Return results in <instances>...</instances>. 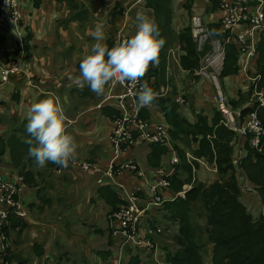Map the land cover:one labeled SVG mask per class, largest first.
I'll return each instance as SVG.
<instances>
[{
  "label": "crops",
  "instance_id": "obj_1",
  "mask_svg": "<svg viewBox=\"0 0 264 264\" xmlns=\"http://www.w3.org/2000/svg\"><path fill=\"white\" fill-rule=\"evenodd\" d=\"M19 2L21 8H23L24 10L25 15H29L28 10L32 11L33 5H35L36 8H33L34 13L32 14L33 21L35 22L33 24H30V17L28 18V22H26L27 24L24 27H14L9 24L0 25V52H5L6 49L11 50L19 46L22 49L21 53L25 54V46L27 43L26 37L28 34V30L32 33H35L34 39H38L39 34L37 33L36 29H32V27H35L34 24L36 23L40 24L41 20L44 21L46 25L47 17H45V14H47V5L50 7V9H53L51 11L54 12L55 10H57L56 15L60 16V18L68 17L70 12L65 5L58 3L56 0H34V2L30 0V2L28 1V3H26L25 0H19ZM37 2H40V4L38 5ZM142 2L143 0H136L134 4L130 3L126 8V14H128V12L135 7L134 9H132V12H135L137 16V14L139 13L137 12V10L140 9ZM190 4L191 5L189 8L187 7V0H177L176 9H174L173 5H171L173 10L172 19L173 22L175 20V24L173 26L172 23L170 28L173 32L172 34L174 37V41H169L166 46H164V49H166V57L163 59V62H159L154 67L150 66L149 68H158L161 71L163 82L160 86L161 92L156 93V96H161L165 98L171 97L173 102L179 105L181 114L192 124H197V122L199 121L197 120L199 118L198 115H204L208 120V124L212 126L213 115L214 113L216 114V111H218L220 113V116L218 114L215 115V118L218 119L217 123L219 125H224L222 123L223 114L220 110H218V106L212 101L211 93L208 97V90L200 91L198 88L191 86V89L187 95L186 91L179 85L181 73H186L187 75L192 77L191 85L195 84L197 78L203 81L205 80V78L199 74L202 58L207 51L213 49L210 40H207L204 47L201 49V37L196 34V27L193 23L194 17H201L204 24L210 27L212 36L223 44L225 51V63L228 51L227 46L230 45L229 43H225V38L227 35L222 30L221 25L220 28L215 32L212 29V25L217 24L216 19L221 14L220 4L217 9L213 8V3L211 2V0H192ZM153 12L154 11H152V16L155 20ZM124 14L122 17H117L115 19L116 26L113 27L110 25L107 28L109 29L110 34H112L113 38L115 39V43H117L118 37L121 33H125L132 37L137 30V21L136 19H133L134 16L130 14V16L126 15V18H124ZM147 16L152 18L148 13ZM174 16H176V18ZM25 20L26 18H24V22ZM119 20L122 21L119 22ZM73 26H75V23H73ZM188 27L191 28L192 36L197 46V52L200 56V62L198 67L192 69H186L181 63L182 57L186 55V50L183 48L184 44L179 41V37L181 36L183 30ZM74 30L76 31L75 28ZM174 30L177 33L176 36L174 35ZM40 31L42 32V29H40ZM9 33H12V36H8ZM263 34L264 32L262 33V35ZM63 35V30L62 32L57 33L55 36L58 39H50L47 47H66L68 49L73 47L75 48V46H73L74 43H70L67 41L65 42V40L63 39ZM165 41L167 42L166 39ZM32 42L33 39L32 41H30V44H32ZM76 46L78 48H81L83 46L82 49L84 52V56H78L74 58L65 56L64 62L63 59H59V56L57 55L49 56V58L47 59L46 57H35L34 60L36 64L34 68L30 64L29 66L27 64V61L24 66V69L31 70V72H26L22 75H16L19 77L3 82V84L0 86V118L2 119L0 120V136L11 135L12 129L20 128L21 124L27 122L26 112L27 109L31 106V104L46 98H53L55 101L58 99L59 95L62 94L63 100L59 99L58 101L64 109L65 115L67 117L66 131L74 138V141L77 145L76 157L82 160L97 162L101 166V168L106 171L110 168L111 159L113 156L109 139L112 132V127L114 125V119L115 117H121L123 111H127L130 113L131 110L130 108L119 107L121 96L125 93V87L119 82L114 81L107 85L103 95H97L93 93L87 86V84L81 86V84L77 83V77H79V65L81 61L89 54L90 51L89 43L84 39L82 41L81 46ZM237 51L238 53L236 65L238 67V70L240 71V53L238 49ZM172 52H178V54L175 56V53ZM26 60L31 61L32 59L28 58ZM224 68L225 64L219 75L218 83L221 89L227 93L232 105H234L235 107L243 106L247 101L245 94L247 91L244 90L245 85L243 78L237 76L236 73L230 75H223ZM172 69L174 71H172ZM256 75L261 76L259 87L264 88L262 86V75L258 72L257 66L255 67V70L251 71V76ZM232 77L237 78L240 81V84L235 88V93H231L228 91V88L231 86L229 81ZM173 82L176 85V90L172 89V92H170V86ZM81 87H84V89H80ZM79 91L84 92L86 100L83 101L85 102H81L78 97H75V101L71 100V97L76 96ZM213 91L216 92L214 87ZM253 91L254 86L251 85V87L249 88V92L253 93ZM69 92L72 93L70 94ZM240 93L245 94V100L236 105L234 101L240 100ZM179 94H182L184 96V103H180L177 101V96ZM209 98L210 102L208 100ZM200 101H202V103ZM126 102L130 106L132 100L127 99ZM138 108H140V119L142 118L143 120L148 122L161 121L169 126V131L171 135V145L173 147L171 156L176 155L178 157L177 170L172 179L171 185L173 192L180 193L185 189V187H190L191 191L198 182L209 185L217 180L219 167L217 162L216 151L214 148L215 145L213 141H211L215 154L213 160H210L205 156H197L195 151L199 149V144L204 138V135H196L198 139L197 141H195L193 139V136L191 135V145L190 147H188L186 146L187 144L185 143V141L182 140L186 137L183 134H181L182 137H180L179 139L174 138L173 125L168 122V120L166 119V112L164 111L162 106L157 104L156 101H154L152 105L143 108L139 107L138 105ZM25 127L26 126H24L23 129ZM225 127L229 129L227 126ZM236 136L238 138L237 134ZM208 137L212 140L215 136L209 135ZM157 146H160L161 151H158ZM164 148L166 150L163 152ZM169 148L170 147L168 145L140 143L131 147V149L127 152L123 151L121 155L117 158V162H126L128 160L134 159L138 162V164L143 170L152 171L155 168L167 163L170 153ZM181 150H184V154H180ZM235 154L236 151H234L233 154L234 159ZM5 157V161L1 163V169L4 172L8 173L9 178L17 180L19 182V185L22 186V202L24 203L23 194L25 191L28 190V194L32 197L30 199L28 207L24 203L25 207H27L29 211L28 216L26 218H23L17 215L16 213H11L9 216V223L7 226L4 227V230L8 235V247L6 248V251L4 252L3 256L4 264H31L32 260H34V264H58L51 259V255L53 254V252H50V248H54L55 240H53L54 238L51 235L50 226L55 225L53 224L55 220V214L60 209V207L65 202L70 203L73 200V198L75 197V191L71 187L65 186V184L60 187L57 183L58 178L54 177L55 175L59 177H64V179L66 180L70 178L71 181H73L74 183H78V185H80L85 191V201L90 202L91 204H98L99 208L97 211L99 218L101 219V224L98 227L84 229V232L86 234H76L72 232L71 224H73V222L70 221L73 215L68 213L67 211H64L63 215L67 217V225L70 226L64 228L60 226L56 227L57 234H61L62 238L66 237L64 239L70 242L74 238L78 240L80 236H82L84 239L86 238L87 241L90 242V250L87 252V255H89L90 252H93L94 254L98 255L100 264H131L132 257L140 256L143 253L141 249L136 247L129 248L120 245L118 246L117 239L113 238L111 234L112 223L109 219V214L111 213V211L118 209V207L114 208L112 205L106 202L101 189L103 190V192L107 189H110L111 191H116V193L119 194L118 196L123 199L120 192L116 188L117 185L113 182V180L108 178L106 184L99 186L97 183L96 175L85 172L82 169L77 168L75 165H70L66 171H59V166L52 167L51 173L54 174L52 178L55 179H53L54 191L61 190L62 197L60 200L56 201L55 206L53 207L54 210L52 209L47 211L46 209H41V207L37 206V204H39V200H41V198L39 199L38 197L41 191V187L45 186L46 184L49 185V181L51 179L50 176L52 174L48 173V171L46 170L47 167L45 166L44 169L40 168L34 163V161H32L30 163L31 165L29 166V168H27V170L32 171V174L30 176L32 177L33 175H35V179L31 184H28L25 178L23 177L24 175L21 173V171L12 165L11 158L8 153ZM185 161L190 166L189 173L184 169L183 164H185ZM201 168L204 170V174L198 176V171ZM42 171L45 172L42 173ZM79 174L80 177H82V180H79ZM239 175V183L241 190H246L245 192H247V194H244L241 197V201L246 205L248 209L251 208L253 211H255L254 214L251 213L253 216L258 215V211L261 207L262 215L263 205L259 195L255 191L251 183L245 177H242V174L239 173ZM188 176H191V180L184 181L180 189H175L173 184L174 178L175 182H177V178L184 180ZM116 180L119 182H124L125 184L133 183L132 175L127 173H125V175H118L116 177ZM92 185L93 187H91ZM252 190L255 191L256 194L251 192ZM162 208H164V206ZM167 213V209L164 208L162 213H160L159 215V218H162L159 219L160 221L155 218L154 214L153 219H151L146 224V226L151 225V221H157V226L167 223ZM254 218H258V216ZM15 220H20L22 224L19 225V227L15 226ZM13 244H17L20 247L21 252L17 251L19 254L12 250ZM9 249L13 252L12 255L14 256V258L6 263L4 257L7 254H9L10 256L11 253H8ZM23 249L24 252L22 253ZM15 254L17 256H15ZM142 256H147V254L144 253ZM151 258L153 259V257ZM87 263V260H85V262L79 261L78 264Z\"/></svg>",
  "mask_w": 264,
  "mask_h": 264
},
{
  "label": "trees",
  "instance_id": "obj_2",
  "mask_svg": "<svg viewBox=\"0 0 264 264\" xmlns=\"http://www.w3.org/2000/svg\"><path fill=\"white\" fill-rule=\"evenodd\" d=\"M56 1L65 5L70 11L68 19L71 22H78L79 24L85 22V15H88V12L85 3L82 4L81 0ZM220 1L211 0L213 8L217 9ZM191 2L192 0H187V7L190 8ZM89 3L93 6L94 3L96 4L94 0ZM37 4L39 5L40 2H37ZM147 4L155 11V21L159 26L162 38L167 40L164 44L166 46L169 41H174L173 32L170 28L173 21V10L170 0H148ZM113 9L114 11L111 13L113 20L117 17H122L125 12L120 1L115 2ZM219 28L220 24L212 25L214 32ZM26 38L25 49L29 57L24 56L25 61L31 57L30 41L33 39V33L29 31ZM179 41L184 44L181 43L186 50V55L182 57V65L186 69L198 67L200 56L190 27L183 30ZM114 44H116L115 39H111L106 46L111 48ZM164 46L159 54L160 63L166 57ZM227 50L223 75L238 74L236 44H230L227 46ZM21 51L22 49L19 46L11 50L6 49L3 52L5 58L3 62L5 64L10 63L11 59L17 58L22 54ZM255 62L258 72L262 75V86L264 87V34L259 44L258 58ZM142 81H147L155 93L161 92L160 86L163 80L160 69H149ZM245 94L246 102H248L252 93L247 91ZM245 94L240 93V100L234 101L236 105L245 100ZM155 101L163 107L166 112V119L173 125V136L175 139H179L182 137L181 134H183L186 137L182 140L185 141L186 146L190 147L191 135L195 141L198 140L196 135H204L199 144V149L195 151L197 156H205L213 160L215 154L211 141L214 142L219 167L218 178L214 183L206 185L198 182L186 198L167 202L164 205V208L168 211L166 215L167 223H160L161 225L159 226L164 227L166 230H171L170 233H166L168 241L160 240L166 252L167 263L204 264L206 252L209 251L208 246L212 245V264H264V146L260 151L259 148L252 146L250 137L245 141L239 140L233 131L227 129L224 125H219L217 123L218 119L215 118L217 114L220 116L218 111L213 115L212 126L208 124V120L204 115H201L202 117L198 115L199 118L197 120L199 121L197 124H192L181 114L179 105L173 102L171 97L156 96ZM253 109L250 106L244 112L248 113ZM259 116L264 124V107L259 109ZM0 120L2 119L0 118ZM26 123L21 124L20 128L12 129L11 135L0 136V167L2 166L1 163L5 161L7 153H10L12 165L18 168L24 175L26 182L31 184L35 179V175L31 177L32 171H28L27 168L34 160L29 155L30 145L26 143V140L30 138L26 132V127L23 129ZM209 135L215 136L214 139H209ZM239 141L240 144H243L246 153L238 163H235L233 154L235 144ZM157 149L161 151L160 146H157ZM165 150L164 148L163 152ZM180 154H184V150H181ZM183 165L184 169L189 173V164L185 161ZM55 166L57 167V165L52 163L46 164L47 169H52ZM239 173L251 183L261 199L263 214L260 218H254L241 201L242 190L239 183ZM189 180H191V176L186 177L184 180L177 178V182H175L174 178L175 189H180L182 183ZM101 191L108 204L114 208L120 206L122 199L116 191H111L110 189L104 192L101 189ZM196 207L200 208L202 212V217L205 221L204 225H197L193 221L195 219L196 222L198 218L193 215ZM156 223L157 221H151L150 227L156 228ZM21 224L20 220H15V226L19 227ZM173 240L175 242L174 250L171 249L172 246L169 243L170 241L173 242ZM9 252L11 253L10 256L7 254L4 257L6 263L14 258L10 249ZM15 256L17 255L15 254ZM131 264H140L139 256L132 257Z\"/></svg>",
  "mask_w": 264,
  "mask_h": 264
},
{
  "label": "built area",
  "instance_id": "obj_3",
  "mask_svg": "<svg viewBox=\"0 0 264 264\" xmlns=\"http://www.w3.org/2000/svg\"><path fill=\"white\" fill-rule=\"evenodd\" d=\"M220 7L221 14L216 23L221 25L227 35L225 43H235L240 53V71L237 76L243 78L245 91H249L251 85L254 86V91L243 106L232 105L227 93L218 83L225 64L224 46L212 36L210 27L204 24L201 17L196 16L194 25L196 34L201 37V49L207 40L211 41L213 48L203 56L199 74L205 78L204 82L208 84L212 101L223 114L222 123L233 130L239 140L245 141L250 137L252 146L261 151L264 146V124L259 116V109L264 107V88L259 87L261 76H251V71L255 70L254 62L258 58L259 41L264 32V0H221ZM24 16L20 2L0 0V25L24 27L26 22ZM128 38L131 37L121 33L117 44ZM4 59V53L0 52V86L4 81L10 80L13 74L22 75L27 72L23 68V64L26 63L24 55L23 58L19 56L11 59L8 64L3 62ZM142 83L141 79L135 84L129 82L123 84L125 93L121 96L119 107L130 108L131 111L130 113L123 111L122 116L114 121L109 139L113 154L110 168L105 171L97 162L77 157L70 165L96 175L99 186L106 184L108 178L117 185L116 188L123 199L118 209L111 211L109 219L112 223L111 234L117 239L118 246L127 244L141 249L143 253L139 256L140 264H168L164 259L166 252L161 241H168L166 233H170L171 230H166L162 226L152 228L146 224L167 202L185 198L190 187H185L180 193L172 191V179L177 170L178 157L171 156L173 147L169 126L161 121L148 122L139 118L140 108L136 103V93ZM213 87L216 92L213 91ZM127 99L132 100L130 106L126 102ZM177 101L184 103V96L179 94ZM250 106L254 109L245 113V109ZM140 143L168 145L170 153L167 163L152 171H145L134 159L117 162L123 151L127 152ZM235 151V162L238 163L246 153L240 141L236 143ZM59 169L66 171L68 168ZM125 173L132 175V184L116 180L118 175ZM21 190L19 182L9 178L8 173L0 167V264H4L3 256L8 247V235L4 227L9 223L10 214L16 213L23 218L29 214L28 208L22 202ZM144 253L147 256H142Z\"/></svg>",
  "mask_w": 264,
  "mask_h": 264
},
{
  "label": "rangeland",
  "instance_id": "obj_4",
  "mask_svg": "<svg viewBox=\"0 0 264 264\" xmlns=\"http://www.w3.org/2000/svg\"><path fill=\"white\" fill-rule=\"evenodd\" d=\"M16 1L19 2V0H16ZM28 1L30 2V0H25L26 3H28ZM32 1L34 2V0H32ZM90 1H93V0H81L82 4L85 3L86 10L88 12V15H85V22L83 24H79L78 22H71L68 19L69 16L66 18L65 17L60 18V16L56 15L57 10L54 11L55 12V14H54V12L51 11L53 9H50V7L47 5V10L45 9L46 13H47V14H45V17H47V20H48V21L46 20V25H45V22L41 20L40 24L36 23V24H34L35 27L34 26L32 27V29H36L37 33L39 34V36H38L39 38L34 39L35 33L33 32V42L31 44V48H30L31 57L29 58L32 60L31 61L27 60L28 65L30 64L34 68V66L36 64L35 60H34L35 57H37V58L38 57H43V58L46 57V59H47V58H49V56H56L57 55V56H59V59L62 58L63 62H64L65 56H68L70 58H74V57H78V56L79 57L84 56V52L82 49L83 46L81 48H78L76 45L81 46L82 41L84 39L89 43V51H90L92 45L96 42L93 39L91 33L94 30L96 23H98V22L103 23L105 26L106 39H105V41H103V43L108 45L109 41L111 39H114L112 34H110L109 29H107V28L110 25L113 27L116 26L115 20H113L111 17V13L114 11L113 8L115 5V2L118 0H101V2H100V0H94L96 2V4L94 3V6L91 5V3H89ZM135 1L136 0H121L120 2H121V6L124 9V11L127 12V10H126L127 6L130 3L134 4ZM146 1H148V0H143L142 4L140 6V9L137 10V12H139V14L146 15V16L148 13L153 18L152 11H154V10H152L153 8L149 7L148 4L146 5ZM88 3H89V5H87ZM170 5H173V8L176 9L177 8V6H176L177 0H170ZM33 8H36L35 5H33ZM33 8H32L33 12L28 10L29 15L26 14L23 17V18H26V20H25L26 22H28V18L31 17L30 24H33L35 22V21H33V18H32V16H33L32 14L34 13ZM134 8H132V9H134ZM120 9H121V7H120ZM132 9L128 12V14H126V12H124L125 13L124 18H126V15L130 16V14H131L132 16H134L133 19L134 20L136 19V17H135L136 14H135V12H132ZM153 13H154L153 15L155 16V11ZM69 14H70V12H69ZM174 17L176 18V16H174ZM121 21L122 20H119V22H121ZM26 22H25V25L27 24ZM73 23H75V26H73ZM172 23L174 26L175 20H174V22L172 21ZM193 23H195V22H193ZM74 28L76 29V31L74 30ZM88 28H90V29H88ZM40 29H42V32L40 31ZM62 30L64 31L63 39L65 40V42L67 41L70 43H74L73 46H75V48L73 47V48L68 49L66 47H62V48L47 47V45L49 44V40L50 39H53V40L58 39L55 35L57 33L62 32ZM28 32H29V30H28ZM174 35L175 36L177 35L175 30H174ZM8 36H12V33H9ZM116 44H114V46ZM67 49H68V52H67ZM177 49H178V46H177ZM172 53H175V56L178 54V52H172ZM23 55L29 57L26 53L21 54L20 56L23 58ZM24 66H25V64H23V68H24ZM256 66L257 65L255 62V67ZM26 71L31 72V70H26ZM172 71H174V70L172 69ZM17 77H19V76H16V74H13L12 76H10V80L16 79ZM191 81H192L191 76L187 75L186 73H181L179 85L181 86V88H183L186 91L187 95L191 89V86L198 88L200 91L208 90V84L206 82H204L203 80H200L197 78L194 85H191ZM229 82H230L231 86L228 88V91L231 93H235V88L240 84V81L237 78L232 77ZM80 89H84V87H81ZM172 89L176 90V85L174 84V82L170 86V92H172ZM69 93L71 94L72 92H69ZM73 93H76V92H73ZM207 95L209 97L210 93ZM75 97H78V99L81 100V102H85L83 100H86L83 91H79L78 94H76V96H72L71 100L75 101L76 100ZM59 99L63 100L62 94L59 95L58 100ZM208 100L210 102V98ZM200 102L202 103V101H200ZM13 113H16V112H13ZM8 154L10 156V153H8ZM43 169H44V167H43ZM46 170L48 171L49 174H52L51 168H48ZM44 172L45 171H42V173H44ZM203 174H204V170L201 168L198 171V176L203 175ZM53 176H54V174H52L50 176L51 179L49 181V185L46 184L45 186L41 187V191H40L39 196H38L39 199L41 198V200H39V204H37V206L41 207V209L44 208L47 211L52 210L53 207L55 206L56 201L60 200L62 197V191L61 190H55L54 191V187H53V185H54L53 179L54 178H52ZM54 177L58 178L57 183L60 187L65 184V186H68V187H71L72 189H74L75 197L73 198V200L70 203L65 202L60 207V209L55 214V220L53 222V224H55V225L50 226L51 235L54 238L53 240H55L54 241V248L52 247V245H51L52 249L50 248V252H53V254L51 255V259L53 261H55V263H58V264H78L79 261L85 262V260H87V262H88L87 264H100L98 255L94 254L93 252H90V254L87 255V252L90 250V248H89L90 242L87 241L86 238L84 239L82 236H80L78 240H76V238H74L70 242V241H67L64 239L66 237L62 238V235L57 234V232H56V227L60 226V227L64 228V227L70 226V225H67V217H65L63 215L64 211H67L68 213L73 215L70 219V221L73 222V224H71L73 233L86 234L84 232V229L92 228V227H98L101 224V219L99 218L98 211H97L99 208L98 204H91L90 202H86L85 201L86 198L84 197V194H85L84 189L80 185H78V183H74L73 181H71L70 178H68V180H66V179H64V177H59L57 175H55ZM78 178H79V180H82V177H80V174H79ZM91 187H93V185ZM245 191L246 190L242 191L241 197L244 194H247V192H245ZM251 192L256 194V192L253 190ZM187 195H186V197H187ZM59 196H60V198H59ZM31 197L32 196L28 194V190L24 192L23 201L27 207H28V204L30 203ZM163 209L164 208H161L158 211H156L155 218L157 220L162 219V218H159V215H160V213H162ZM248 210L250 213H253V214L255 213V211H253L251 208H249ZM193 215L198 217L196 219V222H195V219L193 220L194 223H197V225L198 224L204 225L205 221H204V218L202 217V212H201L200 208L196 207L194 209ZM257 216H258V218L261 217V207L258 211ZM257 216L254 215L253 217H257ZM107 231H108V229H107ZM169 243H171L170 244V246H172L171 249L174 250V245H175L174 240H173V242L170 241ZM124 246L130 248V246L127 244ZM208 247H209V251L206 252L207 255L204 258V264H212V262H211L212 245H210ZM12 250H14L15 252H17V251L21 252V249L17 244H15V245L13 244ZM23 252H24V249H23L22 253ZM54 253H55V255H54ZM136 255H138V254H136ZM164 259L167 261V256H164ZM31 264H34V260L31 261Z\"/></svg>",
  "mask_w": 264,
  "mask_h": 264
},
{
  "label": "clouds",
  "instance_id": "obj_5",
  "mask_svg": "<svg viewBox=\"0 0 264 264\" xmlns=\"http://www.w3.org/2000/svg\"><path fill=\"white\" fill-rule=\"evenodd\" d=\"M136 21L135 34L111 48L103 43L106 39L104 24L96 23L91 33L96 42L79 65L77 83L81 86L87 84L93 93L103 95L110 83L135 84L145 77L150 66L159 63L165 40L158 24L153 18L139 13ZM136 97V103L143 108L154 103L156 93L145 81L140 85ZM26 120V132L30 136L26 140L30 145L29 155L38 167L52 163L67 169L75 162L77 145L66 131L67 117L58 99L46 98L31 104L26 112Z\"/></svg>",
  "mask_w": 264,
  "mask_h": 264
}]
</instances>
